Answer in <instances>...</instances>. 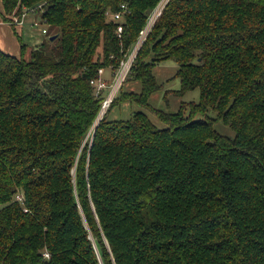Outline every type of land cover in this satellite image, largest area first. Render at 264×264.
Here are the masks:
<instances>
[{
  "label": "trees",
  "instance_id": "trees-1",
  "mask_svg": "<svg viewBox=\"0 0 264 264\" xmlns=\"http://www.w3.org/2000/svg\"><path fill=\"white\" fill-rule=\"evenodd\" d=\"M157 2L130 0L119 38L122 0H1L5 21L47 29L0 49V264H264V0H170L128 73L141 90L109 105L163 126L96 122L108 90L90 81L111 79ZM166 60L164 99L199 92L175 112L148 102Z\"/></svg>",
  "mask_w": 264,
  "mask_h": 264
},
{
  "label": "rangeland",
  "instance_id": "rangeland-1",
  "mask_svg": "<svg viewBox=\"0 0 264 264\" xmlns=\"http://www.w3.org/2000/svg\"><path fill=\"white\" fill-rule=\"evenodd\" d=\"M28 13L32 14L30 12H28ZM24 16H21L20 18H18V16H13V18H15L17 20H23ZM38 23H39L38 27L34 26V28H32V29L37 30L38 28L47 27V25L44 22H42L41 20H39ZM24 28L29 29V27L26 24L24 25ZM28 44H31V43H29V40H28ZM26 54H28V52ZM104 69H105V73L102 77H104V78L107 77L106 81L111 82V79L107 73L108 70L106 68H104ZM176 69H177L176 63L171 61V60L163 61V62H161V63H159L153 67L152 72H153L157 82L163 83V88L160 91L154 92L149 98L148 102L153 108L164 110L167 112H175L179 108V105L181 102H189V101L197 102L198 101V99H199L198 90L188 91L181 97H176L172 94H169L164 99L165 91L176 90L179 88V80L176 77L172 78L176 72ZM170 78H172V79H170ZM140 90H141V84L138 81L131 79L129 77V74H128L125 81L122 83L121 87L116 92V95L117 94L119 95L120 92H130V91L139 92ZM114 99H116V97H114ZM112 102L113 101H111L110 104ZM109 107L107 108V111L105 112V114H102V116L107 120H125V119L129 118L133 112L144 111L156 126H158V127L163 126L161 123L157 122V119L155 118V116L153 114H151L147 110H144L136 102L135 103H133V102L132 103L120 102L111 108H109ZM207 116L209 118H213L214 113L209 110L207 112ZM97 121H98V119H97ZM213 127L219 133H221L223 135H226L229 137H233V135H234L232 129L229 126L225 125L222 121H214ZM93 129H94V126H93ZM90 131H92V129ZM89 136H90V132L87 135V139H89Z\"/></svg>",
  "mask_w": 264,
  "mask_h": 264
},
{
  "label": "built area",
  "instance_id": "built-area-1",
  "mask_svg": "<svg viewBox=\"0 0 264 264\" xmlns=\"http://www.w3.org/2000/svg\"><path fill=\"white\" fill-rule=\"evenodd\" d=\"M129 1L130 0H122L120 8L116 12L109 14L116 25V35L119 38H121V34L123 31V25H124L126 16L130 13V8L128 6ZM169 1L170 0H158L156 5L151 9V11L146 17L144 25L139 30L133 44L130 46L127 52L124 53L123 57L119 61L118 66L114 70H112L111 82H107L104 79V77H102L105 70L104 68H101V67L98 68L97 70L98 76L90 81V83L94 87L95 96H100L101 91L104 89L108 90V93L106 94V96L104 97L102 101L99 114L97 115L98 120H100L102 114L106 112L107 108L110 105V102L113 100L114 96L116 95V92L121 87L122 83L125 81L130 71V68L137 56L139 49L145 42L148 33L151 31L152 27L154 26L155 22L160 17V15L162 14L164 7L167 5ZM22 16H24V14ZM21 21L22 20H17L13 17L11 18V22L15 24H19L21 23ZM41 31L42 33H45L46 29L43 28ZM17 198L20 199L19 196H17Z\"/></svg>",
  "mask_w": 264,
  "mask_h": 264
},
{
  "label": "crops",
  "instance_id": "crops-1",
  "mask_svg": "<svg viewBox=\"0 0 264 264\" xmlns=\"http://www.w3.org/2000/svg\"><path fill=\"white\" fill-rule=\"evenodd\" d=\"M5 17L8 16L4 14L2 3L0 0V49L6 53L12 55H19L20 52V40L17 39L16 35H19L22 43H24L28 48L38 45L42 42L45 37V33H42V29H47L46 27L38 28L37 30L32 29L34 26L39 25V18L37 14H25L23 20L19 24L5 21ZM36 24L34 25V23ZM27 25L29 29L24 28ZM28 40L29 43L28 44ZM106 75V74H105ZM107 78V77H106Z\"/></svg>",
  "mask_w": 264,
  "mask_h": 264
},
{
  "label": "bare ground",
  "instance_id": "bare-ground-1",
  "mask_svg": "<svg viewBox=\"0 0 264 264\" xmlns=\"http://www.w3.org/2000/svg\"><path fill=\"white\" fill-rule=\"evenodd\" d=\"M95 125V124H94Z\"/></svg>",
  "mask_w": 264,
  "mask_h": 264
}]
</instances>
